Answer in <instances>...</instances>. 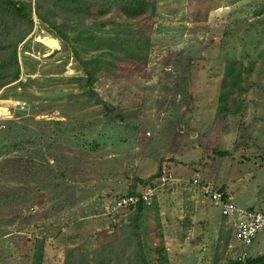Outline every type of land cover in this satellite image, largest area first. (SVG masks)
<instances>
[{"label": "rangeland", "instance_id": "rangeland-1", "mask_svg": "<svg viewBox=\"0 0 264 264\" xmlns=\"http://www.w3.org/2000/svg\"><path fill=\"white\" fill-rule=\"evenodd\" d=\"M14 1L31 5L33 21L17 47L19 80L0 88V264H31L37 239L43 264L118 240L133 213H106L158 165L176 181L215 183L239 207H264V0H156L153 18L132 21L101 2L78 23L55 13L48 18L66 33L65 49L37 18L36 0ZM119 33L150 36L149 54L146 66L97 71L93 89L106 109L76 83L70 50L86 60L96 52L82 39ZM229 61L243 68L240 111L216 119ZM154 202L140 230L150 264L162 241L168 264H227L219 206L177 183ZM248 251L264 254V235Z\"/></svg>", "mask_w": 264, "mask_h": 264}, {"label": "trees", "instance_id": "trees-1", "mask_svg": "<svg viewBox=\"0 0 264 264\" xmlns=\"http://www.w3.org/2000/svg\"><path fill=\"white\" fill-rule=\"evenodd\" d=\"M101 2V3H100ZM102 3L107 8L118 6L122 16L129 21L137 20L147 16L153 18L156 13V0H36L35 14L39 20L54 31L57 38L62 41L63 48H68L66 33L61 31L62 26L56 25L48 17L55 13L64 15L67 23L80 22L89 15L92 8ZM46 7V13L42 12V7ZM99 11L97 15H104L107 10ZM31 5L14 0H0V88L15 83L19 80L20 68L17 58V47L25 40L32 28ZM37 42L43 44L48 49L57 50L58 41L48 37H36ZM91 46V52H96L86 60L80 58L78 50L72 48L70 51L79 63L82 73L76 78V83L88 89L95 99L96 105L108 108L94 92L95 75L104 65L117 68L122 62L146 66L150 36L141 35L138 39L132 38L128 34L119 33L110 38H84L82 39ZM75 43L77 41L75 40ZM86 53L87 51L84 50ZM108 55L111 60H106ZM242 65L236 61H229L224 71L221 81V90L218 97V107L216 119L224 114L235 115L240 111L239 99L242 93ZM20 83V82H18ZM221 156L228 153L222 152ZM161 175L160 166L157 171L148 179L134 178L132 181L133 190L129 194H135L137 185H148L152 179ZM222 191V187L220 188ZM226 193V192H225ZM154 211L157 213V204L152 203ZM255 208L254 206L250 207ZM149 209L143 204H139L133 212L128 223L121 227L120 238L105 246L95 249L90 253H82L66 258L64 264H150L149 251L141 238L142 218L146 210ZM223 228V226H222ZM229 239V232H226ZM219 241L224 239L223 229L219 231ZM228 241H225L226 248ZM156 254L157 264H168L167 251L163 241L158 248L152 250ZM44 259V240L37 239L34 242V249L31 264H43ZM227 264H264V254L249 257L244 262L228 259Z\"/></svg>", "mask_w": 264, "mask_h": 264}, {"label": "built area", "instance_id": "built-area-1", "mask_svg": "<svg viewBox=\"0 0 264 264\" xmlns=\"http://www.w3.org/2000/svg\"><path fill=\"white\" fill-rule=\"evenodd\" d=\"M183 185L189 192L197 193L208 199L211 204L220 207V216L223 220V229L229 232V241L226 246V255L230 260L244 262L250 256L249 248L254 239L264 235V207L244 208L232 202L230 196L210 181H200L198 176L188 181H176L172 178L169 169L163 166L161 175L135 194H124L115 201L112 210L108 213L120 212L124 215L133 213L139 204L151 206L152 198L159 190L173 184Z\"/></svg>", "mask_w": 264, "mask_h": 264}, {"label": "water", "instance_id": "water-1", "mask_svg": "<svg viewBox=\"0 0 264 264\" xmlns=\"http://www.w3.org/2000/svg\"><path fill=\"white\" fill-rule=\"evenodd\" d=\"M264 14V7H262L258 12H257V15L260 16Z\"/></svg>", "mask_w": 264, "mask_h": 264}, {"label": "crops", "instance_id": "crops-1", "mask_svg": "<svg viewBox=\"0 0 264 264\" xmlns=\"http://www.w3.org/2000/svg\"><path fill=\"white\" fill-rule=\"evenodd\" d=\"M232 199V198H231Z\"/></svg>", "mask_w": 264, "mask_h": 264}]
</instances>
